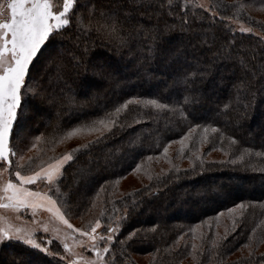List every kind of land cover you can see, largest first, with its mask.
Masks as SVG:
<instances>
[{"label":"trees","instance_id":"1","mask_svg":"<svg viewBox=\"0 0 264 264\" xmlns=\"http://www.w3.org/2000/svg\"><path fill=\"white\" fill-rule=\"evenodd\" d=\"M183 2L173 0V6L176 7L173 16L165 15L159 19L153 17L151 20L147 17L140 18L145 27H152L157 23L161 28L165 24L171 26V31L165 34L164 47L173 59L170 60L168 55L157 56L149 60L144 68L140 65L147 55L146 51H142L146 41L144 45L134 42L130 52L127 47L118 48L115 41L94 29L87 35L75 29L65 33L64 55L69 52L67 46L70 45L74 50L73 40L81 49L87 46V74L91 73L92 76L93 69L102 66L104 71L101 74L106 76L107 84L102 80V84L100 80L99 83L94 80L88 81L89 87L82 88L80 85L85 79L83 69L79 73L68 72L66 77L57 79L54 63L47 67L48 71H40L38 66L41 65V59L49 52L45 49V54L36 60L32 74L40 79L42 95L49 99L57 97L53 103L58 107L57 115H53L48 122H41L39 113L44 111L43 108L45 112L52 110L50 107L53 104L39 107L37 99L34 101V107L30 109L31 113L30 110L27 111L28 115L25 113L23 121L30 120L28 130H31L25 133L23 143L14 142L18 155L27 156L22 163V173L34 171L41 164H47L53 158L92 141L96 136L83 143L71 145L67 150L62 151L60 147L66 133L72 128L90 125L92 121L104 118L107 113L113 112L115 107L129 99H158L162 103H174L181 99L173 88V83H167L165 86L151 85L146 89L140 85H144L146 80H160L163 74H172L174 80L182 79L177 73L183 69L182 65H193L191 56H195L196 64L193 66L199 64L201 69L207 70L199 83V88L206 98L209 95L215 100H220L226 94L236 92L233 81L238 76L241 79L244 74L239 57L249 58L251 54L256 56L253 63L264 60V39L251 33L239 32L229 20L240 19L262 32L264 24L255 20L246 7L237 11L232 7L233 4L224 0H211V3L219 6L217 12L224 19H213L206 11L192 3L182 12L178 5ZM235 3L244 2L239 0ZM183 15H187L190 27L180 26ZM140 40H144L143 36ZM203 40L208 43H201ZM229 41L234 43L229 45ZM222 44L228 47L234 58L212 56V52ZM236 53H239V57L235 56ZM108 55L114 60L109 62L106 59ZM102 58L109 63H99L98 60ZM64 60L67 62L69 57L64 56ZM129 60L130 63L127 64ZM164 62L166 65H163ZM124 64L131 68V72L122 70ZM114 68H121L124 77L108 76L107 73ZM218 75L222 77L219 78ZM259 78H262L263 82L260 85V79L257 78L253 89L256 92L255 99H252L251 94L243 96L250 102V107L246 110L249 117L244 115L233 121L230 118V113L236 115V111L243 108L242 100L230 103L221 99L215 109L211 110L207 108L206 103L203 110L204 119L195 122L184 121L178 115L173 116L167 111L156 110L151 106L145 108L142 103H132L122 110L118 117H112L118 120V125L124 124V127L113 128L112 133H106L107 140H102L100 144L92 147L90 153L80 155L78 160L65 165L64 176L58 185L60 191L50 193L54 195L64 215L83 220V228H89L90 222L94 223L100 219L104 232L108 225L120 224L111 243V251L106 254L108 264H140L133 260L129 250L141 253L143 249L151 254L146 264H256L260 254L264 253V250H260L261 246H264V181L258 179H264V171L253 169L264 168V158L253 155L245 163L238 162L235 165L227 161L234 159L241 148L264 151V135L258 131L260 128L252 131L253 133H247L245 129L248 120L264 129V118H261V113L264 112V77ZM210 84L215 87L213 93L207 92ZM69 88L72 90L70 93ZM61 89H64L63 93ZM65 93L74 96L75 102L61 101L60 98ZM87 93H93L95 97L92 100L83 98ZM226 103L232 104V108L223 109ZM134 119L140 120L141 123L133 124ZM193 123L200 124V127L189 132ZM205 128L208 129L207 132ZM212 128L217 131L213 132ZM81 133L89 134L87 131ZM186 136L190 138L183 139ZM35 137L41 138L35 140ZM230 137H235L238 144L233 145ZM33 143L35 147H32ZM165 147L168 149L166 154ZM46 156L48 158H45ZM29 157L33 158L31 163L28 161ZM11 159L15 160V157ZM89 159L99 163L98 166L93 164L91 171H85ZM221 161L225 163H220ZM167 162L169 166L165 168L164 164ZM182 162H186L187 166H179ZM26 167L32 168L26 170ZM156 167L160 168V171L154 172ZM134 169L147 174L148 182L138 189L118 195L117 185L132 174ZM218 170L229 171L233 176L231 182L220 181L221 191L211 190L209 185L199 192L193 191L195 186L184 188L183 191L178 190L186 182L208 179L211 174L216 175ZM11 178L15 179L14 176ZM217 180L219 179L210 180L209 183ZM45 185L44 183L41 187ZM241 188L253 193L251 196H240L239 192H234ZM241 204L244 207H240ZM125 212L127 218L122 219ZM169 212L175 214L174 220L168 221L165 217H160ZM142 218H148L153 223L142 222ZM133 231H136L137 235L127 240L129 233ZM121 241L126 242L121 244ZM193 245L196 247L193 248ZM246 245L256 254L251 261L246 259L249 251ZM49 246L51 252L62 253L58 242L52 241ZM142 246L143 249L140 248ZM7 248L11 249L13 254L20 255H11L13 258H21L20 264H67L58 256H47L40 251L28 250L19 245L5 247L0 251V264H14L5 253Z\"/></svg>","mask_w":264,"mask_h":264},{"label":"snow or ice","instance_id":"2","mask_svg":"<svg viewBox=\"0 0 264 264\" xmlns=\"http://www.w3.org/2000/svg\"><path fill=\"white\" fill-rule=\"evenodd\" d=\"M188 3L189 0H184L182 4L178 5L182 12L187 8ZM218 7L217 4L211 3V0L208 4L201 3L199 5V8L206 11L213 19H224L217 12ZM232 7L240 11L245 8V5L234 3ZM175 13L176 7L173 6V0H0V178H3L4 172H11L14 164L11 157L18 155V149L14 142L23 143L26 138V130L23 125L25 113L34 107L36 98L42 96L43 89L40 79L32 74V69L36 60L45 54V49L49 50L50 66L51 63L55 64L58 74L57 79L66 77L68 72L79 73L83 69L85 79L80 86L87 88L90 86L87 80L89 69L85 63V58L89 49L87 46L81 49L77 44L66 62L64 52L61 50L66 32L75 29L87 35L94 29L97 33H101L104 37L115 41L118 48L127 47L130 52L133 50L132 45L134 42L144 45V41H146L147 44L142 48V51H146L147 55L140 65L141 68H144L149 60H153L157 56L168 55L170 60L173 59V56L164 47L165 34L171 31V26L165 24L161 28L157 23L152 27H145L140 18L147 17L151 20L156 17L159 19L165 15L173 16ZM229 19L231 18L229 17ZM85 20H87V24H85ZM180 26L182 28L185 26L190 27L187 15L181 17ZM239 30L245 33H253L252 28L242 27ZM253 34L261 35L260 33ZM141 36L144 40H140ZM262 39H264V36H262ZM201 43H208V41L203 40ZM228 43L231 45L234 41ZM56 45H60V48H57ZM209 51H211V46ZM212 56L214 58L217 56L234 58L233 53L223 44L215 52H212ZM235 56L239 57V53H236ZM253 61H256L255 55L250 54L249 58L239 57V63L242 65L244 74L239 82L234 85L237 100L248 94H251L253 100L255 99L256 92L253 89L257 83V78L264 77V60L256 63H253ZM181 67L183 72H178L177 75L182 76V79L173 81V88L181 99H177L174 103H162L158 99L144 101L136 98L129 99L122 105L115 107L113 112L107 113L104 118L94 120L90 125L74 127L68 131L66 138H71L83 131L97 132L99 135L71 152L53 158L52 162L41 164L38 170L31 171L30 174H22L20 169L24 165L20 161L24 160V156L19 155V159L15 162L14 175L16 182L12 178H8L0 186V191L3 193V195H0V208L17 212L22 208L33 209V216H35L36 209H45L73 232L88 238L83 246L95 253L96 259L88 260L85 264H105V254L110 253L111 243L115 239V233L120 228V224L118 223L115 227L108 225L103 235L97 232V229L101 228L100 219H97L94 223H89L90 231L75 228L65 218L64 213L57 204V200L50 193L60 191L58 185L64 176L65 165L78 160L80 155L90 153L92 147L100 144L102 140H107L106 133H112L113 128L125 126L124 124L118 125V120L112 117H118L122 110L127 109L132 103H142L145 108L151 106L156 110L167 111L170 115H178L184 121L195 122L204 119L203 110L207 101L199 88V83L205 77L207 70L201 69L199 64L196 66L182 65ZM94 71L103 73L104 69L101 66L94 69ZM181 84L183 87H179ZM71 91V88H69L68 93ZM61 92L63 93L64 89H61ZM56 100L57 97H52L49 99V103H54ZM60 100L74 103L75 97L65 93ZM241 106L246 111L250 107V102L244 101ZM230 108H232L230 103L223 105L225 110ZM149 119H151L150 116ZM132 123L137 124L141 121L134 119ZM199 127L200 124L193 123V128H190L189 132ZM207 130L205 128V132ZM212 131L216 132L217 129L212 128ZM40 138L35 137L34 139L39 140ZM189 138L186 136L183 139ZM229 139L233 145L238 144L235 137ZM35 146V143H33L32 147ZM167 151L168 149L165 147V154ZM253 155L264 158V151L241 148L239 154L227 163L233 165L238 162L245 163ZM32 159V157L28 158L29 163ZM98 163L96 160L89 159L85 171H91L92 165L96 164L98 166ZM220 163H225V161ZM4 165H7V167H4ZM138 168L139 165H137ZM253 170L264 171V168H254ZM41 182H44L49 188L48 192L33 191L27 187V185H37ZM240 207H244V205L241 204ZM126 218L127 212L124 213L122 219ZM0 219L4 218L0 217ZM48 231L49 228L45 225L43 232L48 233ZM136 235V231L129 233L127 240H131ZM98 241L104 242L103 248L98 246ZM125 242L121 241V244ZM51 243L52 240L50 239L38 238L34 229L14 228L11 224L0 226V251L5 247L19 245L28 250L40 251L47 256L55 257L59 254L50 251L48 245ZM215 243L214 241L213 244L215 245ZM195 247L193 245V248ZM247 247L249 251L246 259L251 261L256 254L250 246ZM63 248L66 253L72 251L70 245L66 242L63 244ZM65 258L61 257V259ZM20 259L17 258L16 264H20ZM69 264H76V262L70 260ZM256 264H264V253L260 254V259Z\"/></svg>","mask_w":264,"mask_h":264},{"label":"rangeland","instance_id":"3","mask_svg":"<svg viewBox=\"0 0 264 264\" xmlns=\"http://www.w3.org/2000/svg\"><path fill=\"white\" fill-rule=\"evenodd\" d=\"M184 1V0H183ZM225 2H229L231 4H234L235 1H239V0H224ZM241 1V0H240ZM248 1V2H247ZM210 2V0H189V3L199 7V5L201 3H204V4H208ZM242 2H244L243 4L245 5V7L248 9V11L251 13V16L255 17V20L259 21V23L261 24H264V0H242ZM188 3V4H189ZM230 23L233 24V26L235 27L236 30H238L239 32H241L239 29L244 27V28H252L253 29V33H260L261 35H256L254 34L255 36H259V37H262L264 36V32H262L259 28H256V27H253V26H250L248 23L240 20V19H232V20H229ZM146 27H151V26H146ZM251 33V34H253ZM183 38V36H181ZM179 43V41H178ZM69 45V44H68ZM72 46L75 47L76 46V43L75 41L73 40L72 42ZM69 47V52L64 55V56H68L70 55V53L73 51L71 46H67ZM57 48H60V45L57 46ZM63 49H65L64 45H63V48L61 49L62 51H64ZM114 51V50H113ZM117 53V52H116ZM115 56V54H114ZM106 59L110 61H113L114 58L111 56V55H108L106 57ZM105 59V60H106ZM42 62H41V65H39V70L40 71H44L47 69V67H50V60H49V52H47L43 57H42ZM190 60L193 61V65L196 64L195 62V56H191L190 57ZM132 61V60H131ZM99 63H106L108 64L109 62H105L102 59H99L98 60ZM130 63V60L128 61L127 64ZM52 64V63H51ZM133 64V62L131 63ZM156 64V63H155ZM163 64V63H162ZM125 66L122 68V70H125L126 72H131V68L124 64ZM161 65V64H160ZM163 65H166V62H164ZM161 68V66H160ZM129 69V70H128ZM50 70V69H49ZM48 71V70H46ZM94 71V69H93ZM181 72H183V69L180 70ZM108 76L110 77H124L123 76V71H121V68H114V69H110V71L107 73ZM91 73L87 74V80L88 81H91L93 82L95 80L96 83H99V80H100V83H101V80L107 84V78L106 76H103L100 72H92V76H90ZM49 78H51V75L48 76ZM85 77V76H84ZM219 78H221L222 76L221 75H218ZM48 78V79H49ZM239 76L238 78L234 79L233 81V84L232 85H235L239 82ZM260 79L259 81V84L261 85L263 80L262 78H259ZM84 80V79H83ZM223 80H224V77H223ZM148 81L146 80L145 81V84L144 85H140L141 88H148L150 87L151 85H158V86H165L167 83H173L174 81V77L172 76H169V74H163L161 76V79L159 80H154V81ZM102 84V83H101ZM258 85V84H257ZM101 86V85H100ZM137 88L138 86H134V88ZM207 92L209 93H213L215 92V87L213 86V84H210L208 86V89H207ZM85 97L83 98H88L90 100H92V98L95 97V95L93 93H87V94H84ZM87 96V97H86ZM208 98H206V103H207V108H209V110L211 109H215L216 105L221 101V99H224V100H228L230 103H233V101H236L237 100V97H236V92H230L229 94H226L225 97L221 98L220 100L218 99H214L213 97L207 95ZM37 101H38V106L39 107H43L45 105H48L50 104L49 103V98L45 95H42V96H38L37 98ZM239 100H242V102L246 101V98H244L243 96H241V98ZM53 104V103H52ZM52 110H49V111H46L45 112V109L43 108L44 111H41L39 113L40 117H41V122L43 121H47L50 120V118L54 115H57V105L53 104L52 107H50ZM30 113H31V110H30ZM28 115V112L26 113ZM230 118L233 120H237V118L239 117H242V116H246V117H249L248 115V112L245 111L243 108L239 111H236V115L235 114H231L230 113ZM261 118H264V112L261 113ZM29 122L30 120L27 119L25 121H23V125L25 127V133H28L29 129L28 130V126H29ZM259 125L257 124H254L253 122H249L248 120V125L247 127L245 128L247 133H253L254 131L258 130L257 128H260L258 131L261 132V134L264 135V129L261 127H258ZM253 131V132H252ZM99 135V133L97 132H92V134H87V133H79L71 138H65L63 141H62V145H60L61 147V150H67L69 148V146L71 145H75V144H79V143H83L84 141H87L91 138H93L94 136H97ZM16 142H19V141H16ZM172 147V146H171ZM58 149V147L56 148ZM171 151V149H170ZM61 152V151H60ZM57 154V153H56ZM54 155V154H53ZM215 155V154H214ZM24 156V160H26L27 156L26 155H23ZM45 158H48V156H46ZM44 158V159H45ZM19 159V155L15 157V160L14 161V164L12 166V170L11 172H4L3 173V178H0V186L3 185V183L8 179V178H11V176H14V173H15V170H16V165H15V162ZM23 161H20V163L22 164ZM176 161V160H175ZM33 166V165H32ZM167 166H169L168 162L166 164H164V167L167 168ZM179 166H187L186 165V162H182ZM4 167H7V165H4ZM32 167H26V170L27 169H30ZM20 170H23L22 168ZM155 171H160V168L156 167L154 172ZM229 171H216L215 174H211L209 176L208 179H200V181H195V180H192V181H188L184 184L183 187H180V189L178 190H182L184 188L186 189H190L191 187H194L193 188L194 190L193 191H196V192H199L203 189L206 188L207 185H209L211 187V190H222V184H220V181H228V182H231V178L233 177L231 174L228 173ZM244 172V171H243ZM22 174H29V173H22ZM228 178V180H227ZM13 179V178H12ZM215 179H219L217 180V182H212V183H215V184H212V183H209L210 180H215ZM231 179V180H230ZM260 181H264L263 178H258ZM149 178H148V175L146 174H143V172H140L138 170H135L132 174L128 175L125 179H122L119 184L117 185V189H116V193L119 195V194H125L127 193V191L129 190H132V189H138L139 187H141L142 185L146 184L148 182ZM14 182H16V179H13ZM44 184V182H41V183H38L36 186L37 187H32V185H29V188H32V189H37V190H42L44 192H47V186L45 185L44 187H41L42 185ZM182 188V189H181ZM237 191L239 192L238 194L240 196H251V194L253 193H250V192H247V191H243V189H237V190H234V192ZM0 195H3L2 191H0ZM6 202V201H4ZM33 209H20L18 212L17 211H13L11 209H3V208H0V217L4 218V219H0V226H7L8 224H11L14 228L15 227H20V228H23V229H27V230H36V234H37V237H44L45 240H52L53 242L56 241L58 242L61 247H62V253H60L59 255H57L58 257H66L65 259H62L64 260L67 264H69V261L72 260V261H75L76 264H85L86 261L88 260H95L96 257H95V253L87 250L83 244L85 242H87V237H82L80 236L79 233H75L73 232L71 229H69L66 225H64L62 222H60L59 220L55 219L53 217V215L51 213H48L46 211H43V210H35V216H33ZM155 218V216H153ZM160 217H165L168 221H172L175 219V214L172 212H169V213H164L162 214ZM66 219H68L69 223H71L75 228H82L86 231H90V228H83V220H81L80 218H74V217H66ZM142 222H146L147 224H150V223H153L152 220H149L148 218H145L143 220H141ZM47 226L49 228V231L48 233H44L43 232V228L44 226ZM115 227V226H113ZM97 232L100 233V234H105V232L103 231V226L101 225V228L100 229H97ZM68 243L71 247V253H66L64 248H63V244L64 243ZM98 246L103 248L104 247V242L103 241H98ZM50 245V244H49ZM48 245L49 249H50V246ZM262 248L260 250H264V246H261ZM141 249H143V246L140 247ZM145 251V252H144ZM5 253L7 254V256H9L8 259H10L9 261L13 262L14 264H16V261H17V258H13L11 255H14V256H20V255H16L12 253L11 249L7 248ZM129 253L131 254L132 258L134 261L140 263V264H146L149 259L151 258V254H149L148 252H146V249H143L141 253H136V252H133V251H130L129 250ZM82 257V258H81ZM105 264H108L107 262V259H106V254H105Z\"/></svg>","mask_w":264,"mask_h":264},{"label":"crops","instance_id":"4","mask_svg":"<svg viewBox=\"0 0 264 264\" xmlns=\"http://www.w3.org/2000/svg\"><path fill=\"white\" fill-rule=\"evenodd\" d=\"M52 162V161H51ZM50 163V162H49ZM39 169V168H38ZM38 169H36V170H38ZM29 174H30V172H29ZM15 179H16V177H15ZM27 187H29V185H27ZM32 189V188H31ZM33 191H41V192H44V191H42V190H37V189H32ZM36 210H43V211H46L45 209H43V208H41V209H36ZM47 212V211H46ZM49 213V212H48Z\"/></svg>","mask_w":264,"mask_h":264}]
</instances>
